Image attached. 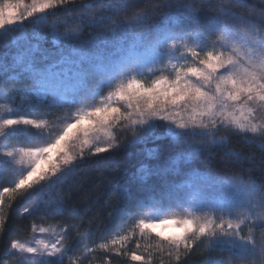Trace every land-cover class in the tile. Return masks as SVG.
<instances>
[{
	"label": "snow or ice",
	"instance_id": "6c2138e0",
	"mask_svg": "<svg viewBox=\"0 0 264 264\" xmlns=\"http://www.w3.org/2000/svg\"><path fill=\"white\" fill-rule=\"evenodd\" d=\"M96 7L89 0H0V74H14L5 83L28 85L9 90L25 92L22 106L0 88V168L19 171L12 186L0 190V234L8 218L6 197L17 201L35 194L25 214L61 215L67 210L66 198L57 194L63 178L85 159L132 143L145 146L132 180L150 194L146 206L158 214H145L130 232L94 248L66 242L77 225L34 222L31 239L11 240L5 255L17 264H64L65 259L80 264L99 249L151 264V252L146 258L126 251L133 242L141 247L138 229L140 238L155 234L154 251L175 264L201 243L209 253L204 264H264V183L233 175L221 180L241 194L240 200L191 212L168 203L193 187L175 182L189 162L215 152L242 158L230 148L233 136L249 145L259 141L264 150V0L251 6L239 0H164L124 17L89 14ZM59 12L68 15L49 24ZM208 12L214 15L202 29L200 17ZM29 24L36 30L22 35ZM49 100L67 105L62 119L50 122L48 113H41L52 107L45 103ZM152 177L161 179L159 187L148 183ZM199 194L195 189L190 200ZM129 195L127 188L119 191L117 202ZM177 208L184 214L176 215ZM217 248L227 249L228 256L210 255Z\"/></svg>",
	"mask_w": 264,
	"mask_h": 264
},
{
	"label": "trees",
	"instance_id": "16d2710c",
	"mask_svg": "<svg viewBox=\"0 0 264 264\" xmlns=\"http://www.w3.org/2000/svg\"><path fill=\"white\" fill-rule=\"evenodd\" d=\"M89 2L97 5L95 10H87L89 14L104 11L105 15L124 17L146 6L163 3L164 0H105V3L112 5L111 8H105L104 4H100L98 0H89ZM223 2L236 4L237 0H223ZM239 2L251 6L252 4L259 5L260 0H239ZM239 10L244 11L245 9L241 8ZM67 15V13L59 12L57 15L49 17L48 23L51 24L54 21L62 20ZM213 15V12H208L207 15L202 14L199 27L206 29L209 25V18ZM35 30V26L29 24L22 30L21 34H30ZM88 31L89 29H84L85 34ZM129 41H131V37H129ZM0 51H3V49H0ZM11 75L14 74H0V88L9 97L15 96V105H25V101L22 99L25 92L21 91L14 94L9 90L26 89L28 85L24 83H5L4 81H7ZM0 103H4V100L0 99ZM45 103L52 104V107H45L40 111L41 113H48L47 119L50 122L57 121V118H63L67 105L63 104L62 101L54 103L49 100ZM24 111H27L26 106ZM32 118L38 119L41 117L35 115ZM162 134L161 131L157 132V135ZM224 134L223 131L219 133L220 136ZM2 143L0 142V144ZM15 143L24 146L22 142ZM165 143H167V138ZM152 146L151 144L148 145V147ZM144 147L143 144L132 143L116 152L91 157L81 162L77 168L63 178L62 184L57 188V194H62L66 198L67 210L61 215H47L43 211L25 214L23 212L24 208L30 207L37 199L35 194L17 201H10L6 197L4 212L8 218L5 231L0 234V264H12L17 261L15 257L5 255V252L9 248L11 240H23L31 237L33 234L32 224L34 222L39 225H59L60 227L77 225L78 228L73 227L69 230V237L66 242L77 247V241L79 240L81 243H86L89 248H94L100 243L110 240L114 235L127 234L134 227L135 221L145 214H158L156 208L146 206V201L149 199L150 194L140 187L138 180H132L139 161L143 159L141 150ZM230 148L240 153L242 158L237 159L234 156H225L223 152H215L211 156L206 154L193 162H189L185 166V172L175 182L188 181L192 183L193 187L191 189L184 188L180 192L175 193L169 198V205L173 208L180 205L188 212L195 208L217 206L222 200L210 188L220 185L226 188V184L222 182L221 178L233 175L243 176L245 180L251 178L258 184L264 183V167L261 166L262 151L264 150L259 148V141L255 145H249L244 143L240 137L233 136ZM16 175H18V171L15 173L5 172L0 168V190L4 187L12 186L10 181ZM203 180L206 181L207 185L211 181L220 180L221 182L213 184L210 188H208L209 186L205 187L195 201L190 200V196L197 188V184L203 183ZM148 183L159 187L162 181L158 177H152ZM228 186L231 187L230 185ZM125 188L129 190L130 195L117 202V193ZM233 190L234 188L231 192ZM44 199H47V197L45 196ZM9 204H11V207H9ZM175 214L183 215L184 212L177 208ZM244 231L247 232V229L245 228ZM136 232V240L141 247L137 249L136 243L133 242L126 250L128 253L137 251V254H143L147 258L148 253L151 252V264H175V261L166 254L154 251V247L157 244L155 236L140 238L138 229ZM85 233H89V235H84ZM256 239L259 242V231H256ZM145 249L148 251H145ZM208 254L205 245L201 243L199 246L193 247L182 264H204ZM73 255L80 256L81 252H74ZM210 255L223 257L228 256V252L227 249L221 251L217 248ZM64 264H68L67 259H65ZM80 264H138V262H133L129 255L117 256L112 252L105 253L97 249L88 259L82 260ZM233 264H241V262L233 260Z\"/></svg>",
	"mask_w": 264,
	"mask_h": 264
},
{
	"label": "rangeland",
	"instance_id": "374dc122",
	"mask_svg": "<svg viewBox=\"0 0 264 264\" xmlns=\"http://www.w3.org/2000/svg\"><path fill=\"white\" fill-rule=\"evenodd\" d=\"M26 2H30V1H27L26 0ZM17 146H21V145H17ZM2 150H3L2 147H0V151H2ZM17 171H18V169H17ZM18 175H19V171H18ZM205 187H208L206 181H204L203 183L197 184V188L200 189V193H202V190ZM208 188H210V187H208ZM210 189H213L214 193L215 194H218L220 196V199L222 201H226L228 199H235V200H240L241 199V194L238 193L235 189L231 192V190L233 188L232 187H229L228 185H226V188L223 185H220V186H216V187H211ZM41 226L48 227V226H56V225H41ZM32 235H31V237H32ZM36 235H37V238H44V239H47L48 238V236H40L39 233H37ZM152 235L155 236V234H152ZM31 237H29L27 239H23L21 241L29 240V239H31ZM12 264H17V261L14 262V263H12Z\"/></svg>",
	"mask_w": 264,
	"mask_h": 264
}]
</instances>
